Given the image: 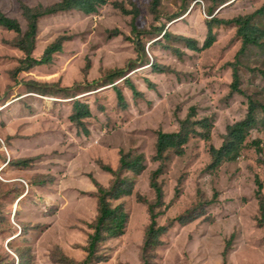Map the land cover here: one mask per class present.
I'll return each instance as SVG.
<instances>
[{
  "label": "rangeland",
  "instance_id": "1",
  "mask_svg": "<svg viewBox=\"0 0 264 264\" xmlns=\"http://www.w3.org/2000/svg\"><path fill=\"white\" fill-rule=\"evenodd\" d=\"M57 1L0 0V11L16 19L24 32L23 5L47 7ZM152 1L109 0L94 15L72 11L38 19L34 58L39 59L58 38L68 40L53 64L15 76L12 71L23 55L13 45L16 34L0 27V264H17V248L30 264H67L65 257L83 260L98 204L97 186L90 175L109 184L113 175L101 168L100 161L118 168L121 150L144 153L146 169L134 175L130 196L112 200L128 214L126 230L103 245L108 260L92 264H143L149 218L137 193L155 195L151 176L160 166L154 160L158 131L178 130L179 118L195 106L198 117L210 118L211 142L220 147L227 125L247 114L248 97L264 102V77L259 72L264 68V53L256 48L240 57L244 93L230 95V63L242 48L235 26L216 27V43L200 52L190 51L174 38L170 45L181 53L165 49L158 32L164 28L193 38L202 49L211 18L252 14L264 6V0H160L155 13ZM113 2L138 11V30L146 32L141 36L145 57L136 47L133 15H124ZM211 7L214 12L209 16ZM114 30L122 34L111 36ZM153 63L166 71H157ZM116 69H125V77L141 93L135 96L124 77L116 78L115 84L125 92V108L108 82ZM75 98L91 106L93 116L85 121L89 136L70 121ZM254 139L260 141L258 148H245L237 160L216 170L206 169L211 161L209 144L200 136L187 143L183 156L168 154L158 179L165 200L159 222L184 214L185 223L176 221L164 235L156 264H224L230 239L227 264H264V229L257 224L255 197V177H264L262 120L248 141ZM32 156L36 159L27 167L8 163ZM39 178L46 182L33 184Z\"/></svg>",
  "mask_w": 264,
  "mask_h": 264
},
{
  "label": "trees",
  "instance_id": "2",
  "mask_svg": "<svg viewBox=\"0 0 264 264\" xmlns=\"http://www.w3.org/2000/svg\"><path fill=\"white\" fill-rule=\"evenodd\" d=\"M214 3L223 2L224 0H212ZM109 0H59L56 3L47 6H37L31 8L23 5L21 7L22 17L26 21L27 27L22 32L19 22L16 19L5 16L0 11V27L14 32L16 40L13 45L22 53L23 57L17 62V66L12 71L13 76L22 71H28L31 68L39 65H50L54 62V56L57 53L63 52L64 43L68 40L67 37H60L50 45H47L43 51L42 56L36 59L32 56L35 49V40L37 34L38 19L60 13L76 11L87 16L97 14L100 8L108 5ZM160 0L152 1V10L155 13ZM112 5L119 9L124 15H133L132 28L133 33L136 34V47L140 56L145 57V46L142 45L141 36L145 31H139L136 18L138 16L137 10H128L122 2H113ZM213 8H209V16L213 15ZM208 34L203 44L202 49L199 48L198 41L193 38L184 36H177L169 30L164 28L159 29L161 40L165 43L163 47L172 50L176 53H181L177 47L170 45L172 38L177 39L178 42L185 44L190 51L200 52L201 50L210 49L217 41V36L214 29L221 26H235L237 28L236 35L242 41V48L239 51L235 62L230 63L232 67L233 81L230 84V95L239 92L244 93L241 88V74H240V57L244 55L250 48H256L258 51L264 53V6L256 12L248 15H241L233 19L224 20L217 16L211 18L207 23ZM122 33L119 30L111 31V36H119ZM127 40H131L129 37ZM157 71L165 72L167 68L161 64H151ZM259 72L264 77V68H259ZM126 76L125 69H116L110 72L108 82L113 84L112 87L116 91L119 105L123 108L127 107V101L124 89L115 84L116 78L124 77V81L133 89L134 95L139 96L141 93L132 83L129 77ZM93 113L88 102L80 98L73 99L72 114L70 121L75 123L78 129L85 136L90 135V129L86 125L87 120L92 118ZM264 121V102L258 98L248 97V111L244 118L227 125L226 132L223 134V142L220 147H216L211 142V129L213 124L209 117H198L197 108L192 106L190 112L184 118H179V129L172 132L163 130L158 131V136L155 142L154 160L160 162V166L152 172L151 187L154 189V197L138 192L137 200L140 204L147 208L149 222L145 230V238L142 246L143 264H156L154 258L157 254L158 248L163 244V237L176 221L184 222V214L174 219H169L165 223H160L159 218L165 213L163 209L165 205L164 190L162 184L159 182V175L165 168V161L168 160L169 153L177 156H183L186 152L185 146L187 143L200 136L208 142V152L211 161L207 165V170H216L225 162H232L239 158L242 150L252 145L259 147V139L248 141L251 131L256 128L259 122ZM119 160V167L114 168L110 164H106L103 160L100 161L101 168L113 175L109 184L104 185L99 182L94 175H90L92 182L97 186L98 204L97 215L90 223L91 231L89 232L87 243L84 246L86 256L81 261H75L69 257H65L64 261L67 264H92L101 261H107V252L103 249V245L110 238L121 236L125 233L128 214L121 204L113 205V199H120L125 196H130L133 193L135 186V176L139 175L146 169V156L142 152H135L133 150H121ZM36 158H16L14 161L9 160L17 167L29 166ZM264 165V158H261ZM133 173V174H132ZM43 175V174H42ZM133 175V176H131ZM135 175V176H134ZM42 177V176H41ZM46 182L45 178H39L33 181V184L42 185ZM256 190L255 197L258 208L256 214L257 224L261 229H264V177L256 175L255 177ZM21 193L18 195L20 196ZM23 232V231H21ZM232 240H228L227 246L223 252L224 264H227L228 253L230 251ZM17 264H30L25 259L24 252L20 249L15 250Z\"/></svg>",
  "mask_w": 264,
  "mask_h": 264
}]
</instances>
